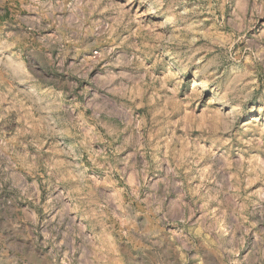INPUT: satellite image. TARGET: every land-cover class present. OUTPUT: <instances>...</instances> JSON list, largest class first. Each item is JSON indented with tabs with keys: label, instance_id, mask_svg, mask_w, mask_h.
I'll return each mask as SVG.
<instances>
[{
	"label": "rangeland",
	"instance_id": "1",
	"mask_svg": "<svg viewBox=\"0 0 264 264\" xmlns=\"http://www.w3.org/2000/svg\"><path fill=\"white\" fill-rule=\"evenodd\" d=\"M83 2L87 5L84 9L87 32L78 43H74L76 18L67 13L61 15L73 27L60 33L50 27L37 34L56 41L50 49L54 59L60 55V38L63 37L66 55L62 67L65 70L50 68L47 70L49 75L64 83L70 82L69 78L77 80L83 87L97 72H107L104 65L119 72L114 64L117 58L120 61L135 59L141 63L138 71L148 73L144 82L135 87L125 85L117 88L116 98L134 105L142 128L148 126L149 121L153 124L170 122L165 155L179 160V165L174 166L183 173L179 179L185 183L196 175L197 168L200 169V178L191 181L196 195L203 192L210 169L205 167L209 145L204 141L196 145L195 139L202 132L210 134L215 129L219 134L221 126H231V133L235 136L226 146L228 175L223 180L217 176L216 181H221V186L231 183L232 201L241 210V218L246 225H256L248 231L238 254L233 255L240 264H250L257 256L256 248L264 247V234L260 233L264 224L257 223L264 220V173L260 171V166L264 165V66L254 64L251 57L225 61L219 55L220 50L230 44L234 54L240 48L239 43H231V28L227 27L237 0H228L225 5L222 26L218 21L224 0H163V8L158 0ZM247 2L251 4L253 0ZM8 3H14L16 7H0V27L5 32L18 34L19 27H14L18 24L17 17H23L27 23L36 13L20 9L19 0H8ZM180 4L182 6L177 7ZM169 9H174V12ZM177 13L184 15L181 17ZM248 16L253 20L248 36L254 33L258 36L264 29V16L252 17L251 13ZM170 17L174 19L166 25L165 21ZM105 26L110 35L98 36L97 31L103 33ZM188 49H197L196 59L200 63L189 64L185 71H180L182 65L179 61L182 59L187 63L191 54ZM15 50L9 48L0 55H10ZM44 51L48 50L37 49V53L30 55V49L24 50L21 59L29 72L31 61ZM210 62L212 66L206 68ZM237 62L246 65V69L232 74L224 70L225 63ZM85 76L88 80L83 79ZM177 81H180L179 85ZM25 94L31 95L28 82L17 84L6 80L4 73L0 72V95L7 96L6 101L0 100V160L6 161L10 154L22 163L11 179L5 180L0 176V251L7 250L11 256L9 245L19 249L16 255L23 264H228L226 254L214 242V236L206 234L201 226L211 224L205 219V214L218 217L221 197L211 196L201 201L202 211L187 216V208L180 205L183 197L173 186L172 174L168 173L166 181L162 180L158 188L167 182L169 195L164 211L169 222L158 230L159 235H152L155 218L144 204L132 205L138 213L135 218L124 210L128 197L120 181L123 165L113 161L115 167L107 168L104 163L102 149L108 140L104 135L105 128L95 127V131L100 133L99 139L89 127L96 125L95 119L88 120L80 129L53 128L48 117L56 113L38 110L31 99L25 100ZM220 97H225V100L221 102ZM84 115L92 116L91 107ZM127 116L122 109L113 111L109 127L120 124ZM100 118L105 119L103 115ZM190 128L191 133L188 134ZM53 132L59 134L54 135ZM167 132V129H162V134ZM224 135L231 136L230 133ZM41 139V155H38L37 145ZM78 142L82 143L78 146ZM130 151L127 149L120 155ZM70 152L72 154H67ZM197 152L201 157L200 163L189 167ZM81 164L86 172L80 168ZM155 174L149 171L148 181ZM159 175L163 177L164 173ZM127 179L129 188H133L136 177L129 171ZM148 181L134 188V192L136 197L147 199L151 204L155 189H148ZM72 186H79L75 190L76 195L87 201L90 208V216L83 221L84 236H77L74 244H66L59 250L42 243L43 235L33 244L34 226L25 219L28 207L35 209L38 205L34 200L43 204L48 200L54 201L61 194L67 199ZM29 193H35V196L22 198ZM113 200L118 201L123 210L115 215ZM77 211L75 209L72 215L77 216ZM48 215L40 209L41 221ZM141 221H146V225L142 227ZM79 222L77 217V224ZM36 231L39 232L38 226ZM257 234L261 235L259 241L256 240ZM29 245H32L31 250ZM250 251L252 255L246 261L244 258Z\"/></svg>",
	"mask_w": 264,
	"mask_h": 264
},
{
	"label": "clouds",
	"instance_id": "2",
	"mask_svg": "<svg viewBox=\"0 0 264 264\" xmlns=\"http://www.w3.org/2000/svg\"><path fill=\"white\" fill-rule=\"evenodd\" d=\"M158 2L159 6L163 8V0H158ZM227 2L228 0H224V3L220 5L221 17L218 24L221 26L224 24L223 10ZM7 6L16 7L14 3L9 5L8 0H0V7ZM180 6L182 4L177 5V7ZM18 7L20 9H27L30 13L35 12L36 16L27 23L23 17L18 16V24L14 26L19 27L18 34L16 32H5L4 28L0 27V41H2L0 43V53L8 51L9 48L16 49L10 55H0V72L4 73V78L17 84L28 82L31 95L25 94V100L31 99L33 106L42 112L54 111L56 114L48 117L51 120L53 128L61 126L80 129L88 120L95 119L96 125H90L89 127L98 139L100 138V133L95 131V127L105 128L104 135L108 137V140L104 149H102V152L105 154L104 163L107 165V168H114L115 164L123 165V174L120 176V181L126 190L124 194L128 197L124 210H126V214L135 218L138 213L132 205L134 203L144 204L148 212L155 218L152 235H159L158 230L169 222L164 211L169 195L167 182L158 188L162 180L166 181L168 173L172 174L173 186L178 189V194L183 197L180 205L187 208V216L202 211L203 205L201 201L207 200L211 196L221 197L218 201L220 208L218 217L207 216L205 214V219L210 220L211 224H203L201 226L204 228L206 234L214 236V242L225 252L228 264H240V262L233 258V255L238 254L244 244L248 231L256 225H246L241 218V210L232 201L231 183L221 186V181H216L217 176H220L221 180H223L228 175L226 172L228 166V148L226 146L229 145L230 139L235 136V134L231 133V126H221L218 129L219 134H217V130L215 129L210 134L202 132L195 139L194 143L196 145H199L201 141L209 145L206 150L208 155L205 167L210 169V176L205 183L203 192L196 195L192 191L191 181L200 178V169L197 168L196 175L189 178L187 183H185L184 180L179 179L183 173L174 166V164L179 165V160L165 155L167 151L166 136L171 131L170 122L163 124L157 122L153 124L149 121V125L142 128L139 126L140 118L135 115L134 105H128L122 99L118 100L116 98L117 88L125 85L135 87L144 82V78L148 73L141 74L138 71L142 67L141 63H138L135 59L120 61L117 58L114 64L115 67L120 69L119 72H115L113 68L104 65L108 69L107 72L103 74L97 72L91 77V80H88L87 76L83 77V79L88 80V83L83 87H81L77 80L69 78L70 82L64 83L49 75L47 70L50 68L55 71L65 70L62 67L63 58L66 55V52L63 51V37L60 38V55L54 59L50 49L56 41L52 40L51 37L37 34L45 32L50 27L56 28L58 33L63 32L65 28L73 27L69 24L68 19L61 15L67 13L76 18V39L74 43H78L79 39H82L83 35L87 32L85 26L86 14L84 12L87 5L83 0H19ZM201 7L205 6L201 5ZM207 7H211V5ZM169 11L174 12V9H169ZM248 13H251L252 17L264 16V0H253L251 4L247 0H237L232 17L228 20L227 27L231 28V43H239L240 48L234 54L230 44L221 49L219 55L224 57L225 61H238L251 57L254 64L264 66V29L260 30L258 36L254 33L249 37L248 29L252 26L253 20L249 18ZM176 15L183 17L184 14L177 13ZM173 19L174 17H170L165 21V24H171ZM5 25H7L6 21ZM97 35H104L105 37L110 35L108 27L105 26L103 33L97 31ZM25 49H30V55L37 53V49L48 50L41 52L39 58H34L31 61L29 65L31 72L24 66V62L21 59ZM75 51L76 49H73V52ZM188 51L191 53L188 56V62L184 63L182 59L179 61L182 65L180 71H185L189 64L200 63V60L196 59L197 49H188ZM200 59L202 60L203 57ZM210 66H212L211 62L206 68ZM70 67L71 65H69ZM246 67V65H240L238 62L224 64V70L229 72V74L245 70ZM217 71H219V68H217ZM179 83L180 81H177V85ZM85 89H87V92H85ZM82 93L84 95L81 100ZM9 94H11V89ZM0 100L6 101L7 96L0 95ZM220 100L223 102L225 97H220ZM77 105H79V108ZM90 107L92 109V116L85 117L84 113ZM118 109H122L128 116L120 124L109 127L110 114ZM21 111H23L22 108ZM101 115L105 119H101ZM162 129H167L168 132L162 134ZM190 133L191 128L188 134ZM224 133H230L231 136L226 137ZM52 134L58 135L59 133L53 132ZM153 136H155L154 140ZM85 139L87 138L85 137ZM28 143L32 144L33 141H28ZM81 143L78 142V146ZM42 144L43 140L41 139V143L37 145L38 155H41L39 149L42 147ZM127 149H131V151L127 152L126 155H120L126 152ZM89 159H92V157L90 156ZM170 160L173 162H170ZM200 160L201 157L199 152H197L193 161L189 162V167H195L196 164L200 163ZM113 161H115V164ZM93 163H95L94 160ZM21 166V161L9 154L6 161L0 160V176L5 180L11 179L16 175L15 170ZM237 166L239 167V165ZM80 168L84 172L87 171L83 164L80 165ZM129 171L136 177V184L133 188H129L128 186L129 180L127 176ZM149 171L156 173L151 177L150 181H148ZM260 171L264 173V165L260 166ZM161 172L164 173L163 177L159 175ZM146 181H148L147 187L149 190L155 189L151 197V204L147 202V199L136 197L134 192V188L144 185ZM213 181H216V183H213ZM77 187L79 186H72V191L68 193L67 199L61 194L54 201L48 200L43 204H40L38 200H34V203L38 205L35 209L31 206L28 207V215L25 219L34 226L33 244L38 241L40 235H43L45 239L42 243L50 244L53 250H59L66 244H74L77 236H84L83 221L90 216V208L87 201L76 195L75 190ZM28 196H35V193L22 195V198L26 199ZM112 203L115 209L113 215L117 211H123L118 201L113 200ZM40 209L49 213L43 221L39 219ZM75 209H78L77 216L72 215ZM77 217H79V224H77ZM146 223V221H141V226H145ZM257 223L264 224V220ZM37 226L39 232L36 231ZM181 231L183 232L184 230ZM260 233L264 234V228L260 229ZM186 238L184 237V239ZM256 240H261L260 234L256 235ZM8 247L11 248L13 254L8 256L7 250L0 251V264H23L21 258L16 255L19 249L11 245ZM28 247L31 250L32 245ZM256 252L257 256L250 264H264V247H257ZM251 255L250 251L244 259L246 261L249 260Z\"/></svg>",
	"mask_w": 264,
	"mask_h": 264
}]
</instances>
